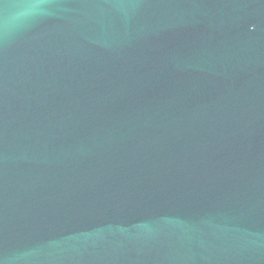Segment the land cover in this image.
I'll return each instance as SVG.
<instances>
[{
  "label": "water",
  "instance_id": "obj_1",
  "mask_svg": "<svg viewBox=\"0 0 264 264\" xmlns=\"http://www.w3.org/2000/svg\"><path fill=\"white\" fill-rule=\"evenodd\" d=\"M0 264H264V0H0Z\"/></svg>",
  "mask_w": 264,
  "mask_h": 264
}]
</instances>
